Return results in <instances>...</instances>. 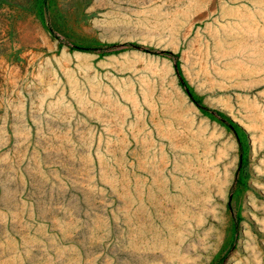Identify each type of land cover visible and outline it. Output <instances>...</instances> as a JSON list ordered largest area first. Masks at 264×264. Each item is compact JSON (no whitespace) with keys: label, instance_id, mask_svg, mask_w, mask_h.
<instances>
[{"label":"rangeland","instance_id":"rangeland-1","mask_svg":"<svg viewBox=\"0 0 264 264\" xmlns=\"http://www.w3.org/2000/svg\"><path fill=\"white\" fill-rule=\"evenodd\" d=\"M0 264H264V0H0Z\"/></svg>","mask_w":264,"mask_h":264},{"label":"trees","instance_id":"trees-1","mask_svg":"<svg viewBox=\"0 0 264 264\" xmlns=\"http://www.w3.org/2000/svg\"><path fill=\"white\" fill-rule=\"evenodd\" d=\"M126 46H127V45H126ZM128 46H132V45H128ZM167 55H168L169 57H171L173 60H176L174 54H172V53H167Z\"/></svg>","mask_w":264,"mask_h":264}]
</instances>
